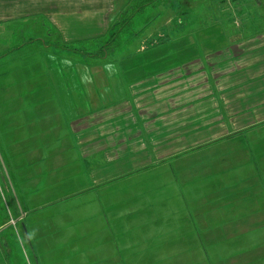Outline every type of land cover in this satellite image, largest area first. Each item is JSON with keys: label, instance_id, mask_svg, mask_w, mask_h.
I'll return each mask as SVG.
<instances>
[{"label": "rangeland", "instance_id": "obj_1", "mask_svg": "<svg viewBox=\"0 0 264 264\" xmlns=\"http://www.w3.org/2000/svg\"><path fill=\"white\" fill-rule=\"evenodd\" d=\"M129 1L120 0L119 7L112 14L107 34L97 38L100 40L96 43L91 42L82 48L80 43L67 44L62 38L57 43L54 29L41 19L23 24L26 27L24 33H20L17 25L14 26L16 29L0 31V154L8 167L6 170L14 189L13 192L6 183L11 193L5 187V171L0 164V264H139L125 263L130 253L120 257L117 252L115 257H111V253L107 255L105 246L91 247L90 244L101 240L99 245H106L110 237L116 236L120 240H116L119 244L116 250H124L121 232L116 231L114 234L110 227L111 231H107L105 223H101L98 217V205L90 199L91 196H86L90 192L97 193L93 196H98L100 202L109 196V203L120 206L114 211L121 212V216L122 207L128 210L130 204H133L135 211L142 206L140 212L153 208L151 212L140 215L142 224L132 228L140 230L149 226V229H145L147 242L140 250L152 252L153 256L141 264H264V204H252L254 199H261L264 195V130L259 128L237 139L235 135H228L221 141L217 139L209 146L184 153L171 162L153 159L143 167L125 168L122 173L115 175L114 181L110 179L109 182L85 185L81 194L74 190L80 181H87L86 176L92 168L88 159L95 153L83 155L79 150L81 160L77 157L73 163L70 156L73 157L74 153L69 151V147L79 148L81 137L75 136L72 127L82 125L88 127L87 130L99 128L91 134L106 129V121L98 120L99 116L96 119L86 117L97 110L101 112L105 105L110 104L107 99H116L117 96L108 98L107 94L100 97L102 88L110 89L108 81L112 80L119 86L121 95L129 85L159 74L173 70L177 74V69L178 74L181 70L185 74V66L191 70L194 61L203 60V64L207 52L212 48L225 49L226 45L235 42L233 39L221 38L226 32L220 30L216 21V14L220 12L223 16H233L232 11L237 5L233 0H161L159 6L157 4L144 14L136 15L129 29L123 30L112 44L120 24L132 13V3ZM224 2L227 6L231 4L223 6ZM245 7L244 10L247 9ZM155 16L161 17L153 22ZM239 21L242 19L239 18ZM233 26V23H227L230 30ZM260 27L263 28L264 23L257 26ZM30 47H34L38 55L26 56L27 48ZM73 48L77 51L84 49L86 53L92 54L98 53L101 48L105 51L116 50L113 54L107 53V57L98 62L80 54H71ZM40 52L45 54L39 55ZM37 56H40L39 61ZM47 60L51 70L46 67ZM70 83L79 86L72 88ZM122 83L125 84L124 89L121 88ZM61 94L65 96L61 98ZM73 123L77 124L74 126ZM101 123L105 125L103 128H100ZM81 130L76 131L77 134ZM30 133L32 135H28ZM58 133V140L67 143L66 150L58 151L57 154L43 150V144L55 141ZM113 133L108 138L103 137L107 138L105 143L110 139L117 141L119 136L115 135V131ZM115 149L110 154L118 151V147ZM75 153L78 154L77 151ZM55 154L57 159L52 161ZM97 154L99 159H104L106 155L104 152ZM21 156L26 164L36 168L35 171H27L29 179L51 178H45L46 182L51 181L50 192L39 191V195L44 194V197H39L37 206L45 201L55 202L50 206L64 202L57 212H63L59 218L64 215L72 218V222L68 223H72V226H61L60 229L36 223L33 226V220L43 219L44 210L39 211L41 214L37 211L33 220L31 216L30 219H20V210L16 212L14 203L15 195L19 203L18 192L11 178L13 172L15 175L23 167ZM222 159L227 164L220 179H215L217 163ZM201 173L209 175L210 179H181L186 175ZM73 176L78 179H69ZM58 179L59 184L66 182V190L53 188V182ZM70 191H76L77 195L72 196L75 192ZM64 192L66 197L56 201L58 199L54 197ZM187 206L194 210L197 223L194 232L182 228L184 230L181 231L185 232L183 236V233L178 235L179 232L168 227L162 232L163 241L153 237L155 227L160 224L162 228L165 226L163 223L173 217L169 214L160 216L162 209L183 210ZM28 209L31 211V208ZM255 209L263 210L259 212L258 223L250 216H244L235 224H226L225 211L228 213L227 218L235 222L240 218L239 214ZM135 218L131 217V220ZM113 219L116 220V216ZM131 220H126L124 224H136ZM208 220L209 226L205 225L202 230L203 221ZM22 223L26 225L28 237L24 234ZM8 227L11 229L3 232ZM30 240L35 259L29 247Z\"/></svg>", "mask_w": 264, "mask_h": 264}, {"label": "crops", "instance_id": "obj_2", "mask_svg": "<svg viewBox=\"0 0 264 264\" xmlns=\"http://www.w3.org/2000/svg\"><path fill=\"white\" fill-rule=\"evenodd\" d=\"M120 3V0H0V31L12 30L17 27L20 33H24L26 27L23 24L41 19L60 34L64 43L74 44L84 40L97 39L107 34L112 14ZM233 3L237 4L236 9L232 11L233 16L230 17L227 14H225L227 16H223L220 12L216 14V21L220 30L226 32L221 38L233 39L235 42L226 45L225 49L216 50L212 48L209 50L203 64V60H197L191 62V66H193L191 70L185 66L184 70H187L185 74L182 70L178 74L177 69V74H174L175 70H173L170 73L149 78V80L144 79L135 82V84L129 85V88H126L121 95H119V86L112 80L108 81L109 90L105 89L107 87L101 89V98L102 95L105 96L106 94L108 98L117 97L112 100L106 98L110 104L105 105L101 112L97 110L95 113H90L92 115L87 116L86 119H96L99 116L98 120L106 121V129L97 134L95 132L91 134L90 132L99 128L87 130L88 127L84 128L82 125L72 127L75 136L81 137L78 141L79 148L69 147V151L76 155L75 159H73L74 155L73 157L70 156L73 163L77 161V157L81 160L80 151L83 155L95 153L91 159H88L92 168L86 176L87 181H80L79 186L74 188V190L79 191L77 194L82 193L85 185L99 184L110 179H112L110 181H114L115 175L122 173L125 168L143 167L153 159L171 162L184 153L205 148L211 142L217 141V139L221 141L228 135H235L237 139L240 135L256 128L264 130V27L257 28L259 24L264 23V0H233ZM223 6H227V3L224 2ZM244 6L247 7L246 10H244ZM243 13L245 14L242 16ZM239 18L242 21H239ZM228 22L234 24L231 30L227 28ZM34 50V47L27 48L25 55H38ZM41 53L45 54L40 52L39 55H42ZM39 59L40 56L38 61ZM46 67L51 70L49 60L46 61ZM96 82L99 84V80ZM70 84L72 88L79 86L77 83ZM123 85L125 84L122 83V89H124ZM62 96L65 95L61 94V98H63ZM59 115L61 116V114ZM75 124L77 123H73L74 126ZM100 126L103 128L105 125L101 123ZM79 129L82 130L77 134L76 131ZM113 131L119 138L117 141L110 139L105 143L104 141ZM59 133L55 141L50 144H43V150H51L56 154L58 151L66 150L67 143L66 141L61 143V140H58ZM28 135H32V133ZM103 137L107 138L104 139ZM82 140L89 142H82ZM115 147H118V151L115 154H110V152L116 151ZM97 152L106 153L104 159H99ZM56 154L52 161L57 159ZM21 160L23 167L15 175L12 170L11 179H13L12 183L17 190L16 192H18L20 206L17 207L20 211L21 209L25 211H22L24 217L29 218L31 216L30 218L33 220L36 217L35 213L38 214L39 211L44 210L43 219L33 220V226L35 223L43 227L52 228L54 226L59 229L65 225L72 226V223L68 224L72 222V218L67 215L59 218L63 212L59 213L57 210L64 206V202L61 203L63 205L50 206L55 202L45 201L40 206L38 205L39 207L37 206L39 197H44V194L39 195L40 192L42 190L50 192L51 181L46 182L45 178H51L45 177L44 180L41 177L29 179L30 176L27 171L29 169L35 171L36 168L26 164L23 156H21ZM67 160L69 161V157ZM115 161L116 163H114ZM226 164L225 159L218 161V172L214 176L215 179H220ZM193 178L210 179L209 175L203 173L195 176L186 175L181 179ZM3 179H5L4 184L7 187L5 173ZM69 179L78 178L73 176ZM59 180L53 182L55 185L53 188L59 191L66 190L68 186H65L66 182L59 184ZM69 184L73 185V183ZM7 189L9 190L8 187ZM177 190L180 192L178 188ZM70 192H75L72 196L77 195L76 191ZM65 193L54 198L58 199L56 201H60L66 197V195L64 197ZM96 194L90 192L86 196H91L90 199L92 198L94 203L98 205L96 209L98 217H100L101 223H105L107 231L112 230L114 234L116 231L121 232L123 242L121 244L124 250L120 252L116 250L119 245L116 240L120 241L116 236L110 237L106 245H99L103 241L101 240V242L90 244L91 247L105 246L107 255L111 253V257H115L117 252L120 257L130 253L128 261L125 260V263L141 264L149 261L153 253L141 252L140 250L147 242L145 229H149V226L140 230L132 228L142 224L143 219L140 215L151 212L153 208L140 212L142 206H139L135 211L133 204H130L128 210L124 206L122 207L123 215L121 216V212L115 213L114 211L116 207L120 206H113L114 204L109 203V196L100 202L98 196H93ZM86 196L85 198H87ZM260 202L264 204V195L261 199H254L252 204L256 206ZM45 203L48 204L43 206ZM16 204L18 203L16 202ZM28 208H31V211ZM263 210L255 209L246 214L241 213L239 214L240 218L235 222H232L234 219L227 218L228 213L225 211L226 224H235L244 219V216H250L252 220L258 223L259 212ZM110 212L114 213L110 214ZM160 212H162L160 216L169 214L173 217L169 221H165L167 223L164 222L165 226L162 228L160 224L155 227L156 232L153 237L156 236L158 240L163 241L162 232L168 230V227H170L169 230L179 232L178 235L183 233V236L185 232L181 230L195 231L197 223L193 215L194 210L190 206L183 208V210L168 208L162 209ZM115 216L116 220L113 219ZM24 217H20V219H24ZM131 217L137 218L131 220ZM126 220H131L132 223L136 222V224H124ZM27 223L29 225L28 221ZM209 223L210 220L203 221L201 229L203 230L205 225L209 226ZM29 247L34 256L31 240ZM156 254L160 255L158 252ZM131 257L134 259L131 260Z\"/></svg>", "mask_w": 264, "mask_h": 264}, {"label": "trees", "instance_id": "obj_3", "mask_svg": "<svg viewBox=\"0 0 264 264\" xmlns=\"http://www.w3.org/2000/svg\"><path fill=\"white\" fill-rule=\"evenodd\" d=\"M127 1V0H126ZM130 2V1H129ZM161 2V0H131L130 3H132V6H131V9H132V13L130 14L129 18L125 19V21H123L121 24H120V27H119V32H117L115 34V36L113 37V41H112V44H114V42L120 37V34L123 30L125 29H129L130 25H131V22L134 21L136 15L140 14H144L148 9H150L151 7H155L157 4L159 6V3ZM126 4V2H125ZM126 8V7H125ZM159 9V7H158ZM157 9V10H158ZM161 17V16H160ZM159 16H155V18L153 19V22L156 21L157 19L160 18ZM133 26V24H132ZM54 34L56 35V40H57V43H60L61 42V36L60 34L54 30ZM100 39H96V40H87V41H82V42H77V43H74V45L78 44L79 43L81 44V48L83 47V45H88L89 43L93 42V43H96V41H98ZM56 46V45H55ZM57 47V46H56ZM59 47V46H58ZM64 48V47H63ZM69 49V48H67ZM60 50V49H59ZM116 48L114 49H111L110 51L107 50L105 51V49L101 48V50L96 53V54H92V53H86V51L84 49H79L78 51L75 50L73 48V51H71L70 53L71 54H74V55H83V57L85 58H88V59H91V60H96L98 62L100 61H103L108 54H113L115 52ZM108 53V54H107ZM128 74V72L126 73ZM126 76V75H125ZM124 78V77H123ZM11 192V190H9ZM12 193V192H11ZM13 196V194H12ZM14 203H15V208H16V212L18 211L19 212V209L17 207V204L14 200ZM3 225V224H2ZM22 227V225H21ZM26 227V225H25ZM11 228L8 227L7 229H5L3 232H7L8 230H10ZM23 229V227H22ZM27 229V228H26ZM28 234V233H27ZM3 247H5V245H3ZM6 248V247H5ZM31 249V248H30ZM5 253V251H4ZM33 253V252H32ZM6 254V253H5ZM34 259L36 258V255H35V252H34Z\"/></svg>", "mask_w": 264, "mask_h": 264}, {"label": "water", "instance_id": "obj_4", "mask_svg": "<svg viewBox=\"0 0 264 264\" xmlns=\"http://www.w3.org/2000/svg\"><path fill=\"white\" fill-rule=\"evenodd\" d=\"M0 162H1V164H2L3 170L5 171L4 173H5V175H6V178H7L8 184H9L10 188H11V189L13 190V192H14V189H13L12 184H11V182H10V178H9V176H8V173H7L6 167H4L5 164H4V162H3V159H2L1 154H0ZM15 198H16V195H15ZM16 200H17V198H16ZM19 206H20V205H19ZM21 217H24V214H23V213H21ZM22 227H23V230H24V232H25L24 234H26V236L28 237L27 229H26L24 223H22Z\"/></svg>", "mask_w": 264, "mask_h": 264}]
</instances>
